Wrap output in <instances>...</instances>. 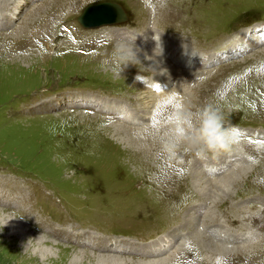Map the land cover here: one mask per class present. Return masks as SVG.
I'll use <instances>...</instances> for the list:
<instances>
[{
	"label": "rangeland",
	"instance_id": "374dc122",
	"mask_svg": "<svg viewBox=\"0 0 264 264\" xmlns=\"http://www.w3.org/2000/svg\"><path fill=\"white\" fill-rule=\"evenodd\" d=\"M95 1L0 0V264H264V0H167L154 13L114 0L127 18L86 28L77 17ZM156 34L158 55L184 74L151 80L140 62L122 83L111 64L97 68L120 42L159 53ZM169 92L193 111L220 107L237 130L229 150L161 155L145 125ZM168 189L179 202L170 205ZM202 228L212 251L194 243Z\"/></svg>",
	"mask_w": 264,
	"mask_h": 264
},
{
	"label": "clouds",
	"instance_id": "9594fccd",
	"mask_svg": "<svg viewBox=\"0 0 264 264\" xmlns=\"http://www.w3.org/2000/svg\"><path fill=\"white\" fill-rule=\"evenodd\" d=\"M141 2L153 13L158 7L160 9L167 7V0H141ZM153 39L157 42L156 48H160V52L156 54H162L160 36L156 34ZM139 51L134 41L131 44L117 43L101 60V68L111 64L113 71L120 75L129 64L137 65L141 62ZM165 100L169 102L163 103ZM157 105L163 106L158 122L155 125L151 123L145 125V131L151 129L150 134L159 142L160 154L169 159L179 158L184 145L194 149L198 157H204L208 152L228 151L235 140L237 130L234 126L226 124L220 107L212 103H207L193 111L185 104L182 97L169 92L157 100ZM216 264H227V260L217 257Z\"/></svg>",
	"mask_w": 264,
	"mask_h": 264
},
{
	"label": "bare ground",
	"instance_id": "6f19581e",
	"mask_svg": "<svg viewBox=\"0 0 264 264\" xmlns=\"http://www.w3.org/2000/svg\"><path fill=\"white\" fill-rule=\"evenodd\" d=\"M186 4V3H185ZM187 6V5H186ZM187 8H191L190 6H188ZM61 14L59 13L58 14V17L56 18V19H54V21H53V23L54 22H57L58 24H60L59 26H62L63 24H64V22H66L65 21V16H63V15H65V13L64 14H62L61 16H60ZM173 17L175 18L176 16L175 15H173ZM78 18V17H77ZM52 21V20H51ZM120 20H118V21H114V22H110V23H117V22H119ZM81 22V21H80ZM50 23V22H49ZM110 23H107V24H110ZM120 23V22H119ZM84 27H86V28H97V27H101V26H103V25H105V23H103V24H99V25H84L83 23H81ZM181 27V26H180ZM60 35H61V33H60ZM59 37V36H58ZM90 38V37H89ZM87 39V40H85V39H81V38H79L78 40H75L76 42V46H78L79 48L80 47H91L92 46V43H91V41H90V39ZM94 46V45H93ZM50 47H52V46H50ZM168 48H170V47H167V49ZM167 52H169V53H171L172 55L171 56H174L175 57V60H172L173 62H175V64H180V63H187V61H188V59H187V57L186 56H188L187 54H186V52H184L183 50H177L176 52L175 51H173V50H168ZM103 53V52H102ZM100 54V53H99ZM85 56V55H84ZM103 56H104V54H103ZM138 56H139V58H140V61L142 62V63H144V65L145 66H147L150 70H151V75L153 76V77H151L150 79L151 80H154V79H162V81H165V79L164 78H161V77H157V76H159V74H164V75H169V76H173V74H184L185 72H184V70H178L177 68H175L174 67V65L172 66V65H170V63H169V60H167V59H164V58H162V57H160L158 54H156V52H154V51H148V50H140L139 52H138ZM105 57V56H104ZM97 61V60H96ZM101 64V63H100ZM142 65V64H141ZM130 66H131V64H129V66L128 67H126V68H124V70L120 73V76L122 77V80H121V82L122 83H124V81L126 80L127 81V79L129 78V76H128V74H129V72L132 74V70H134L133 68H130ZM133 66V65H132ZM97 68L98 69H100L101 67H100V65H98L97 66ZM148 68H146V69H148ZM145 69V70H146ZM136 70V69H135ZM139 72V71H138ZM143 72V71H142ZM136 73V72H135ZM150 73V72H149ZM133 74H134V72H133ZM117 75V74H116ZM114 76V75H113ZM132 76V75H131ZM139 76V75H138ZM147 76V75H146ZM120 78V77H119ZM134 78V77H133ZM142 78V77H141ZM140 79V78H139ZM143 79V78H142ZM129 80V79H128ZM132 80V79H131ZM135 80V79H134ZM119 83V84H122V83ZM166 82V81H165ZM132 84V83H131ZM126 85V84H125ZM165 95H167V93H165V94H163L162 96H165ZM161 96V97H162ZM156 99V98H155ZM161 113V112H160ZM158 115V114H157ZM149 131V130H148ZM151 132V131H150ZM154 143H152V146H154V145H156V143L153 145ZM151 147V146H150ZM156 147H157V149H158V151H159V147L156 145ZM148 148L149 147H146L145 148V151L143 152V154H146V155H148L149 154V152H147L148 151ZM185 153H187V152H185ZM136 155H138V154H136ZM191 155V154H190ZM139 156H141V155H139ZM186 155H179V158H184ZM190 157V156H189ZM179 158H177V159H179ZM186 158V157H185ZM144 159V158H143ZM147 159V158H146ZM132 160V159H131ZM169 160V159H168ZM171 160V159H170ZM182 160V159H181ZM184 161V160H183ZM185 161H187V160H185ZM178 162V161H177ZM172 163V162H171ZM97 164V163H96ZM99 164V163H98ZM178 164V163H177ZM179 164L181 165V162H179ZM185 164V163H184ZM187 164V163H186ZM188 165H189V163H188ZM176 166H178V165H176ZM187 166V165H186ZM185 166V167H186ZM46 167V166H45ZM162 167V166H161ZM177 169H178V171H177ZM176 169V174H178V175H180V169L181 168H177ZM187 169H188V167H187ZM192 169V168H191ZM210 170H214L215 172H217L218 171V169H216V168H211ZM156 171H157V169H156ZM155 171V172H156ZM186 171V170H185ZM159 172V171H158ZM160 172H161V170H160ZM159 172V173H160ZM182 172V171H181ZM184 172V171H183ZM188 172V171H187ZM193 172V171H192ZM191 172V173H192ZM190 173V174H191ZM161 174V173H160ZM55 175V174H54ZM185 175H187V174H185ZM191 175H193L194 176V179H193V182L194 181H198V183L199 184H201V188H204L205 187V185H204V178L205 177H202V175H204L203 173H198V171H196V170H194V173L193 174H191ZM156 176H158L157 174H156ZM156 176H155V178H156ZM168 176V175H167ZM151 178H152V175L150 176ZM180 177V176H179ZM188 177H189V174H188ZM235 177H237V173H236V175H235V173L233 172V173H228L227 175H225L224 177H222L221 179H218V180H220L221 182H226V181H233V179L235 178ZM211 178V177H210ZM238 178V177H237ZM184 179H186V178H184ZM158 180V179H157ZM161 180H162V178H161ZM180 180V179H179ZM183 180V179H182ZM218 180H214V181H212V180H210L209 178L207 179V181H210V182H218ZM222 180H224V181H222ZM236 180V179H235ZM155 181V180H154ZM219 181V182H220ZM180 182V181H179ZM156 183V182H155ZM158 183V182H157ZM162 183H164V180L162 181ZM185 183V182H184ZM191 183V182H190ZM149 184H151V182L149 183ZM215 184V183H214ZM153 185H154V183H153ZM178 185V184H177ZM176 185V186H177ZM180 185V184H179ZM165 186V185H164ZM173 186V185H172ZM180 186H182V185H180ZM180 186H177V187H180ZM166 187V186H165ZM168 187H170L169 185H168ZM174 187V186H173ZM187 187V186H186ZM162 188V187H161ZM175 188V190L177 189L176 187H174ZM182 188V187H181ZM146 189V188H145ZM159 189V188H158ZM163 189H164V187H163ZM167 188H165L164 190H166ZM150 190V189H149ZM181 190V189H180ZM186 190V189H185ZM140 191V190H139ZM168 191H169V194H170V196L172 197V198H175L176 196H178L177 194V192H179L178 191V189H177V194L174 192V191H172V190H170V189H168ZM196 192H197V194L200 196V202H198V203H201V201H203V202H205V196L204 195H202V193H200L201 191L200 190H195ZM151 192V191H150ZM160 192V191H159ZM163 192V191H162ZM185 192V191H184ZM165 194H166V192H164ZM168 193V192H167ZM186 193H187V191H186ZM159 194V193H158ZM176 194V195H175ZM179 194H180V192H179ZM194 194V193H193ZM217 194H219L218 192H217ZM229 194V193H228ZM161 195V198L162 199H165V196L163 195V194H160ZM188 194H186V195H184V196H187ZM226 195V194H225ZM154 196V195H153ZM156 196V195H155ZM181 196H183L182 195V193H181ZM184 196H183V198H184ZM191 196H192V194H191ZM147 197V196H146ZM170 197V198H171ZM188 197V196H187ZM197 197V196H196ZM149 198V197H148ZM151 198V197H150ZM221 198H224V195H222V194H220V199ZM147 199V198H146ZM152 199V198H151ZM161 199V200H162ZM182 199V198H181ZM219 199V200H220ZM225 199V198H224ZM179 200H180V198H175L174 199V201L173 202H171L170 203V205L172 204V203H177V202H179ZM196 200V199H195ZM192 201V200H191ZM190 201V202H191ZM167 202H170V200L169 201H167ZM183 202V201H182ZM186 202V201H185ZM196 203V202H195ZM165 204H167L166 202H165ZM181 205V204H180ZM190 205H192V204H190ZM204 205V204H203ZM206 205V204H205ZM162 206H163V204H162ZM165 206V205H164ZM184 207V205H181V206H179V208L177 209L178 210V212L180 211V214H181V212L183 211V208ZM201 208H203V207H201ZM152 209V208H151ZM188 209H189V207H188ZM252 209V208H251ZM27 210V209H26ZM225 210V209H224ZM231 210H232V208H231ZM1 211V210H0ZM149 211V210H148ZM185 211H187V210H185ZM251 211V210H250ZM174 212H176V211H174ZM28 213V212H27ZM183 213V212H182ZM238 213V212H237ZM241 213V212H240ZM179 214V215H180ZM251 214V213H250ZM176 215H178V214H175V216ZM208 215H209V213H208ZM213 215H214V212L212 211V213H210V216H209V218L210 217H213ZM182 216V215H181ZM235 216V215H234ZM152 217V216H151ZM150 217V218H151ZM178 217H180V216H178ZM176 218V217H175ZM180 219V218H179ZM182 220H184L185 221V223H187V220L186 219H182ZM239 220V219H238ZM255 220H257V219H255ZM172 222V221H171ZM205 222H207V220L205 221ZM183 223V222H182ZM204 224H207V223H204ZM230 224V223H229ZM174 225H175V223H174ZM180 225V224H179ZM237 225V224H236ZM166 226V225H165ZM172 226V225H171ZM177 226V225H176ZM182 226V225H181ZM168 227V226H167ZM174 227V226H173ZM207 227V226H206ZM176 227H174V229H175ZM205 228V227H204ZM206 229V228H205ZM247 230V229H246ZM199 233H196L194 236V243H196V245L198 244L199 245V247L200 248H203V249H205V248H207L208 250H210V251H212L213 249V243H212V241H211V239H209V237H206V236H204V232L205 231H203V228H202V230L201 231H198ZM157 233V232H156ZM206 233V232H205ZM230 237V236H229ZM227 238V237H226ZM232 238V237H231ZM229 240V239H228ZM191 241H193L192 239H191ZM190 242V241H189ZM188 242V243H189ZM12 243L14 244V245H16V246H18V242L15 240V237L13 238V241H12ZM189 244H191V243H189ZM197 245V246H198ZM214 246H215V244H214ZM186 247V246H185ZM188 247V246H187ZM221 247V246H220ZM103 248H105L106 249V247H103ZM184 248V247H183ZM196 248V247H195ZM223 248V247H222ZM194 249V248H193ZM228 249V248H227ZM201 250V249H200ZM206 250V249H205ZM221 250V249H220ZM225 250V249H224ZM246 249H244V251H245ZM180 251V250H179ZM181 251H183V249L181 250ZM194 251V250H193ZM222 251V250H221ZM204 252V251H203ZM207 252V251H206ZM224 252V251H223ZM223 252H221L220 254H223ZM180 253H182V252H180ZM199 253H201V252H199ZM214 253V252H213ZM212 253V254H213ZM183 254V253H182ZM202 254V253H201ZM204 254V253H203ZM88 255L90 256H94V257H102V255L100 254V255H94V254H91V253H88ZM177 255V254H176ZM180 255V254H179ZM178 255V256H179ZM104 256V255H103ZM193 257V256H192ZM220 257V256H219ZM102 258H112V257H109V256H104V257H102ZM114 258V257H113ZM116 258H118V259H120V257H116ZM172 258V257H171ZM171 258H168V259H164V260H158L157 262L158 263H156V264H170V260L169 259H171ZM178 258V257H177ZM183 258V257H182ZM181 258V256H180V258H179V260H181L182 259ZM191 258V257H190ZM190 258H188V259H190ZM198 258V257H197ZM200 258H202V257H199V259ZM92 259V258H91ZM175 259V258H174ZM174 259H172V260H174ZM187 259V260H188ZM193 259V258H192ZM171 260V261H172ZM186 260V261H187ZM191 260V259H190ZM183 261V260H182ZM185 262V261H184ZM203 262V261H202ZM154 263V264H155ZM204 263H206V262H204ZM203 263V264H204Z\"/></svg>",
	"mask_w": 264,
	"mask_h": 264
},
{
	"label": "water",
	"instance_id": "95a60500",
	"mask_svg": "<svg viewBox=\"0 0 264 264\" xmlns=\"http://www.w3.org/2000/svg\"><path fill=\"white\" fill-rule=\"evenodd\" d=\"M126 11L120 2L114 0H100L88 3L78 15L84 25H99L126 18Z\"/></svg>",
	"mask_w": 264,
	"mask_h": 264
}]
</instances>
